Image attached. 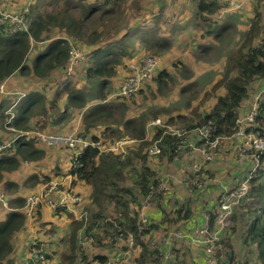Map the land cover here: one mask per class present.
<instances>
[{"label":"trees","instance_id":"1","mask_svg":"<svg viewBox=\"0 0 264 264\" xmlns=\"http://www.w3.org/2000/svg\"><path fill=\"white\" fill-rule=\"evenodd\" d=\"M34 2L24 12L26 31H12L9 20L0 23V85L13 75L29 76L48 88L50 96L46 97L38 89L28 90L16 100L10 112L8 108L12 102L0 100V182L3 181L6 192L18 189L20 183L4 179L3 173L18 170L24 162L37 164L47 154L57 151L51 147H60L62 150L57 152L71 162L68 174L72 176V183L84 182L90 188V195L83 208L78 207L80 201L74 203L70 200L67 204L50 207L42 197L26 212L21 210L25 209V193L9 198L11 210L4 209V216H0V264H105L110 251L124 248V242L121 245L120 241L115 243V236L126 239L129 234L133 237L134 246L139 248L131 264H161L162 254L157 247L152 251L148 244L153 233L161 229L164 234L169 228L183 226L193 229L204 222L205 215H208L211 228L215 204L220 197L192 195L185 202L176 199L170 208L159 202L161 192L155 193L160 179L158 173L174 156H180L185 138L207 123L213 126L209 141L232 135L238 126L242 103L257 92L258 87L262 89L258 113L253 124L246 126V131L264 138V0H254L253 15L247 28L240 33L236 43L225 47L224 67L215 81L210 85L200 81L199 86L184 94L182 106L153 105L133 116L128 113V101L140 94L146 85L127 99L112 96L106 88L116 79L121 78L120 83L130 74L131 68L121 77L119 75L125 64L123 56L128 54L127 47L132 39H137L139 44L145 42L147 48L158 42L160 38L152 21L160 17L163 5L157 2L158 11L132 22L130 18L136 17L140 2L134 3V10L127 7V0ZM230 2L240 4L233 0H196L194 16L198 24L205 26V31L202 30L204 35L216 39L227 27L229 32L234 29H230L234 27L235 18L231 17L233 12L230 10L234 8ZM43 4L46 7L43 12L35 10L36 6ZM223 9L227 15L225 21H220L217 17ZM53 28H58L61 34L54 37ZM71 42L83 45L85 57L80 70L68 74L66 66ZM164 46L159 45L158 48ZM32 49L35 53L30 57ZM81 72L84 82L92 87V95H86L80 88ZM169 77L166 69H160L152 80L161 84ZM189 85L181 91L186 92ZM63 95H66V103L61 105L58 98ZM201 96L203 99L199 101ZM69 107H76L79 111L83 109L81 131L76 135L84 132L81 136L89 144L70 149L67 145L43 146L44 142L35 135L37 132L31 130L61 134L55 127L66 120ZM155 118H161L162 123L148 127L150 131L147 133L148 122ZM172 126L176 130L172 131ZM95 129H100L101 135L110 138L107 142L123 136L131 139L128 153L127 150L100 148L99 145L106 140L100 139L94 133ZM177 130L182 132L179 136L174 133ZM85 135H90V139L83 137ZM154 143L160 147V152L150 155L148 149ZM259 160V167L249 178L247 194L252 195H245L238 204L245 211L242 214L234 211L232 224L227 226L225 235H220L215 241L219 264H238L227 240L232 235L235 239L241 238L244 244L254 245L256 262L264 264V153L259 154ZM55 167L60 171L59 162ZM248 169L249 166L243 174L240 173L241 177H234L233 187L244 178ZM189 177L193 178V175ZM54 180L57 176L53 169L50 176L37 169L25 175L21 183L33 191L38 185ZM149 195L161 215L158 219L149 218L142 223L137 208H140V201ZM70 207L79 209V217L66 209ZM47 209L51 211L52 220L46 218ZM63 212L69 214L66 220L69 219L70 227L59 235L56 227L60 228L62 224L56 221L62 219ZM31 217L33 221H30ZM49 221L56 223L49 225ZM31 223L36 231L29 229ZM80 233V243L85 236H90L84 247L78 243ZM177 246L172 245L171 250L176 258L179 256ZM97 248L106 249L109 253L95 252ZM186 248L190 246L186 245ZM189 250L191 255V248ZM40 253L43 259L36 257Z\"/></svg>","mask_w":264,"mask_h":264},{"label":"rangeland","instance_id":"2","mask_svg":"<svg viewBox=\"0 0 264 264\" xmlns=\"http://www.w3.org/2000/svg\"><path fill=\"white\" fill-rule=\"evenodd\" d=\"M35 0H0V9L5 13H12V14H23L29 9L30 4H34ZM49 1V0H48ZM127 7H130L134 10V3L140 2L141 8L139 9L136 17L130 18V21L135 22L137 18L143 19L145 15L151 16L152 13L158 11L160 9L157 6V2L161 6V12L159 13V18L153 20L154 28L156 29V33L160 38L157 43L151 44L150 48L145 46V42L143 44H139L137 39H132L133 41L127 47L128 54L123 56V62L125 64L121 68V73H119L120 77L130 68H133L136 65L142 63L146 58L151 56H160L161 61H159V69L155 72L154 76L157 75L160 69H166L170 74V77L161 84L154 82L152 79L147 81L142 87V92L140 94H136L132 97L130 102L128 101V113L130 115H136L138 113L144 112L149 106L153 105H162L166 107H170V105L179 104L182 106L184 102V94L189 93L194 88L199 86V82L203 81L206 85H210L213 81H215L221 74L223 67H224V54L225 47L228 44H234L237 42L240 33L243 32L248 25L249 19L253 14L252 8L254 5V0H248V4H233L232 7L234 9L230 10L233 12L231 17L234 18V27L230 28L233 29L229 32V28L227 27L223 32L220 38H213L211 35L206 36L203 34L205 31V26L203 24H198V19L194 17L195 10L193 8V4L195 5L196 0H127ZM34 2V3H33ZM231 3V2H230ZM45 5H40L39 7L36 6V11L43 12L45 9ZM222 13V12H221ZM220 13V14H221ZM227 13V12H226ZM172 14L173 16H169ZM186 17L187 19L179 20L178 17ZM225 15L223 14L222 17ZM26 21V18H24ZM221 20V19H218ZM10 24V23H9ZM11 27V24H10ZM203 30V32H202ZM53 36L56 37L61 34V31L58 28H53ZM47 41V40H46ZM46 41L41 43L43 45ZM148 45V44H147ZM159 45H165L164 47L158 48ZM78 49L84 54V47L78 46ZM161 49V50H159ZM30 57L35 53L34 49L31 50ZM174 65H177L175 67ZM81 67V62L74 64L72 67L71 73L73 71L78 72ZM153 76V77H154ZM16 82L9 87L5 86L4 84L0 85V100L1 101H9L12 104L8 108V112L12 111V107L15 105L16 100L18 99V95L22 97L24 93L28 90H35L38 89L45 94L46 97L50 96V92H48V88H45L43 84L34 81L29 76H22V75H13ZM81 79L79 80V85L82 91L86 95H92L93 90L89 84H86L82 78V72L80 73ZM120 79H116L108 88H106L111 95L116 92L117 86L119 84ZM151 81V82H150ZM150 82V83H149ZM190 84V85H189ZM79 85H76L78 88ZM151 85V86H150ZM189 85L186 88V92H182L181 90ZM203 99V96L200 97L199 101ZM59 103L63 105L66 103V95L60 96L58 98ZM258 100L256 105L258 104ZM78 107V106H76ZM76 107H69L68 115L65 118V121L58 123L55 129L58 132L63 133H78L81 131V123H80V116L83 112V109L80 111ZM249 110L247 107L246 110H243L240 116L244 115V112ZM176 130L175 127L172 126V131ZM34 132H42L38 130H31ZM124 133V128H123ZM178 131V130H177ZM25 132V131H24ZM180 132V131H179ZM32 133V132H30ZM84 133V132H83ZM81 133L80 136L83 134ZM94 133L99 135L100 139L106 140V142L101 143L99 146L102 149H108L112 145H114L117 141L121 139H115L112 142H107L110 140L109 137H105L104 135L100 134V129H95ZM176 133V131L174 132ZM182 133V132H180ZM55 134V133H53ZM191 134V133H190ZM36 135V134H35ZM56 136V134H55ZM151 135H148L150 137ZM82 137V136H81ZM83 137H87L90 139V135H85ZM230 139H233L230 137ZM264 139V138H263ZM188 137L184 140V146L182 147L180 156H174L171 161L168 162L167 167L161 168V178L166 181L165 189L161 192L160 201H163V204L166 208H170L174 203L175 200L179 199H186L187 196L184 193L187 191L191 195H201L202 197H210V195H234L231 191L234 189V181L237 175L239 176L240 173L247 170L248 166L251 165L253 162V151H246L241 157V149L238 150L235 141L229 139H219L215 146L212 147L210 151V155H213V158L210 162H207L204 166L198 169L201 166V161L203 160L202 154L197 151L195 148H190L185 146ZM127 142L126 144H122L123 151L128 153L130 147ZM43 145V144H41ZM45 146V145H43ZM48 146V145H47ZM53 146V145H52ZM211 146V145H210ZM55 148L57 151H61L62 148L60 147H51ZM264 152L260 153L263 154ZM63 159H67L64 154L62 155ZM261 161L259 160V165ZM264 163V162H263ZM204 164V163H203ZM258 165V167H259ZM198 167L196 169H194ZM252 166V165H251ZM190 169L194 170V173ZM211 176H208V174ZM189 175H193V178H190ZM7 176L8 178L15 179L16 177L20 176L19 173L14 170L11 171ZM241 177V175L239 176ZM57 179H62L61 176H58ZM129 183V180H127ZM243 181L240 180L238 182V187L240 183ZM19 183V182H18ZM54 189L49 193L54 199H57L56 195L63 194V195H73L70 193H66L67 191L62 188V181L54 180ZM250 188L249 181L245 183V188L243 189V193H238L239 195L236 198L235 207H232L231 213L228 217L227 224L216 234L218 238L223 237L226 233V228L228 225L232 224L231 218L234 211L242 214L245 209H241L238 204L239 201L242 200V197L245 195H252L247 194ZM27 190L22 184L18 186L17 192L14 195L24 194ZM227 191V192H226ZM45 194V192H44ZM256 199V196L253 197V200ZM0 201L2 202L3 207L9 208L7 205V201L2 198V194H0ZM5 201V202H4ZM257 203H255L256 205ZM109 205V204H107ZM240 205V204H239ZM154 206H152L153 208ZM24 208V207H23ZM21 210L28 211L29 209L25 208ZM111 208V207H110ZM2 210L0 208V213L2 214ZM29 215V214H28ZM31 215V212H30ZM161 215V214H160ZM208 218V215H205ZM204 217V218H205ZM66 220V217L64 218ZM30 221H33V217L30 218ZM49 225L55 224L53 221H49ZM70 222L66 224L65 229L69 228ZM32 230H35V226L33 223L30 224ZM186 227V226H184ZM174 228H169L166 233L163 234L161 229H158L153 233V235L148 239V244L151 250L153 248L158 249L161 245V238L166 235L168 240L174 241L172 245L176 244L178 249L179 256L176 258L174 257L171 250H169L168 257H163L161 255L160 261L161 264H196L192 261V257H200L203 256L205 261V252L204 246L202 244H195L190 243L182 237L174 236L173 233L170 234ZM217 226L214 225L210 229V233L213 235ZM64 229L59 231V235L62 234ZM90 237V236H88ZM115 236V243L120 241V245L124 242V248L126 242L124 241L125 238H119ZM229 243L232 245L231 251L234 252L235 257L237 258L238 264H258L256 262V251L254 245H247L244 244L241 238H236L232 235L227 238ZM132 246L134 241H132ZM179 243V244H178ZM186 245L190 246L191 252L193 255L190 257V248H186ZM216 249L218 245L216 244ZM60 247V245H58ZM122 248V249H124ZM184 248V249H182ZM121 249V248H120ZM64 250V249H59ZM95 252H101L108 254L106 249L100 250L96 249ZM160 252V249H158ZM183 252H182V251ZM139 248L133 246L131 249V253L128 257H124L119 261H114L110 258V264H131V259L137 254ZM217 253V252H216ZM113 255V252L109 255L110 257ZM155 255V254H154ZM218 255V254H217ZM216 255V257H218ZM59 261V260H58ZM216 264L218 263V259H216ZM200 264V263H198ZM204 264V263H203ZM205 264H207L205 262Z\"/></svg>","mask_w":264,"mask_h":264},{"label":"built area","instance_id":"3","mask_svg":"<svg viewBox=\"0 0 264 264\" xmlns=\"http://www.w3.org/2000/svg\"><path fill=\"white\" fill-rule=\"evenodd\" d=\"M233 5V3H230V6ZM226 9H223L221 12H225ZM220 15V14H219ZM25 15L23 14H12V13H5L1 11L0 9V23L3 21L9 20L11 24V30H27V24L25 21ZM85 55L81 53V51L78 49L76 45H74L72 42L70 43V56L68 59V63L66 66V72L68 74L71 73L72 67L76 63L82 62ZM159 57V56H158ZM157 56H151L146 58L141 64L134 66L131 68L130 74L125 77L117 86L116 92L112 94V96H117L120 98H130L132 97L144 84H146L147 81L151 80L155 74V72L158 70L159 66V58ZM21 95V94H19ZM18 95V98L20 96ZM258 105L254 103L249 110L244 112L243 116H239L237 120V129L232 135L229 137L224 136L220 137L221 139H227L232 137L237 141V148L238 150L241 149V157H243V153L246 151H253V162L251 165H249L248 172L245 174L244 178L242 179V183H240L239 187L238 185L234 187L232 194L234 195H220L218 198L216 204H215V210H214V225L217 226V229L215 230L214 234L212 235L210 233V225L208 223V218L206 217L204 222L201 225H197L191 230L183 231L180 228L173 229L171 233H173L174 236H179L184 238L190 243L195 244H202L204 246V252H205V262L207 264H216V243L215 241L218 239L216 238V234L219 233V231L227 224L228 217L231 213L232 207H234L236 198L239 195H236L238 193H243V189L245 188V183L249 181V178L252 176L253 172L256 170L259 164V154L264 152V139L257 134H255L252 131H246V126L249 124H253L254 119L258 113ZM162 123L161 118H155L154 120H151L148 122L147 127L156 126ZM213 130V126L211 123L204 124L193 131H191L190 137H188V140L185 143V146L190 148H195L197 151H199L203 156V160L201 161V166L205 165L207 162H210L213 158V155H210V151L213 146L216 145L218 140L220 138H215L214 140L209 141V138L211 137V133ZM24 134H27V132H23ZM176 135H180V132L176 131ZM38 139L41 142H44L48 145H67L68 148H73L74 146H87L89 143L84 140L81 136H77L76 134L70 133V134H53V133H45V132H37L36 133ZM203 142H200V141ZM131 139H122L117 141L114 145H112L109 149L112 151H123V148L121 147L122 144H126L127 142H130ZM211 145V146H210ZM183 147V146H182ZM79 150L77 149V154ZM124 152V151H123ZM160 152V147L154 143L149 149L148 153L150 155H156ZM123 156V155H122ZM121 156V157H122ZM204 163V164H203ZM200 166V167H201ZM200 167H196L194 169L198 170ZM198 168V169H197ZM162 175V174H161ZM161 175L159 176V184L157 186L156 192H162L165 189L166 181L161 178ZM54 185H50L45 192L44 195H28L26 197V203L25 208L29 209L30 211L38 202V200L42 197H44L50 207H58L64 204H67V200H70L71 202H78L79 197L76 196V194L69 195V196H62L58 199H54L49 193L53 191ZM227 192V191H226ZM150 196H147L146 198L142 199L140 201V208L138 211L142 210L143 208L150 206L152 201L150 200ZM141 222L145 223L147 221V218L145 216H140ZM89 238L85 236V240H81V245L83 246L84 243L87 241L89 242ZM86 241V242H85ZM126 243H128V246L124 248L121 253L123 255L122 258L128 257L131 253V245L133 241V237L131 234L127 236V238L124 240ZM163 242L166 245H170V240H168V237L165 236L163 238ZM169 250H166L164 252L163 257H168ZM37 259H43V254H37ZM114 258L116 260L118 259L117 255H114ZM110 264V259L105 263Z\"/></svg>","mask_w":264,"mask_h":264},{"label":"crops","instance_id":"4","mask_svg":"<svg viewBox=\"0 0 264 264\" xmlns=\"http://www.w3.org/2000/svg\"><path fill=\"white\" fill-rule=\"evenodd\" d=\"M233 1H239V3L240 4H248V0H233ZM220 13H221V11H220ZM248 13H249V15L250 14H252L253 12H251L250 13V11H248ZM225 15L224 17H222V15ZM171 15V14H170ZM226 11L225 12H223V13H221L220 15H218V19H221L220 21H225V17H226ZM194 16V15H193ZM178 17V16H177ZM195 17V16H194ZM178 19L179 20H182V19H187V16L186 17H182V18H180V17H178ZM195 22H197V21H195ZM158 57V56H157ZM160 60L159 61H161V58H160V56L158 57ZM160 66V65H159ZM159 66H158V69H159ZM16 80L17 79H15L14 77L13 78H10L8 81H6L5 83H4V85L5 86H7V87H9L10 85H12V84H14L15 82H16ZM119 85V84H118ZM263 86V85H262ZM261 93H262V89L261 88H257V92H255V93H253L252 95H250L248 98H246L245 100H244V102L242 103V108H240V112L241 111H243V110H246L247 109V107L248 108H250L254 103H256L257 102V100L260 102V95H261ZM259 102H258V104H259ZM149 131H150V129H148L147 128V133H149ZM76 134V133H75ZM227 139H229V140H233V141H235V144H237V141L235 140V139H230V138H227ZM45 146H47L48 144H46V143H43ZM51 146V145H50ZM50 148V147H49ZM59 162V165H60V171L59 170H57L56 169V167H55V164L56 163H58ZM70 161L69 160H67V159H63V156L60 154V153H58L57 151L55 152V153H52V154H47L42 160H40V162H38L37 164H32V163H29V162H24V163H22V165H21V167L18 169V170H16L18 173H19V175L20 176H18V177H16L15 179H11L12 181H16V182H19L20 184H22L21 182H22V180H23V178H24V176L25 175H29L30 173H32V172H36L37 171V169H39L41 172H44L45 174H48L49 176H50V170L51 169H53L54 171H55V173H56V176L58 177V176H61L62 177V179H57V180H61L62 181V183H65V187H62L63 189H65L67 192L66 193H70L71 191H72V193H70V194H76V196H78L79 197V200H78V202L80 201V205H78V207L79 208H83V206L88 202V199H89V195H90V188H89V186L88 185H86V184H84V182H75V183H72V176L70 175V174H68V171H69V168H70ZM56 169H54V168ZM191 171H192V173H194V170L193 169H190ZM11 172V171H10ZM10 172H4L3 173V177H4V179H8V177L9 176H7ZM158 175H161V173L159 172L158 173ZM3 181H1L0 182V194H2V198L4 199V200H6L7 201V205H8V207H9V198L11 199V198H13L14 196H10V195H14V193H16L17 192V189H15V190H13V191H11V192H6L5 190H4V187H3ZM50 185H55V183L54 182H51V183H49V184H44V185H38L37 186V188L35 189V190H27V192H25V195H26V197L28 196V195H40L42 192H46L47 191V189H48V187L50 186ZM184 195H190V196H192L191 195V193L189 194L187 191L184 193ZM17 196H23V193L22 194H20V195H15V197H17ZM57 196V199L60 197H64V196H69V195H63V194H59V195H56ZM190 196H187L186 197V200L188 199V197H190ZM178 199V198H177ZM180 201H184V199L182 200V199H179ZM185 200V201H186ZM184 201V202H185ZM2 202L3 201H0V208L1 209H3L2 210V214L0 213V216L2 215V216H4V209H10L11 210V208L9 207V208H4L3 207V205H2ZM5 202V201H4ZM159 202L161 203V205L163 204V201H160L159 200ZM152 206H154L153 208H152ZM72 207H74V206H72ZM72 207H70V208H66L67 210H71V211H73V213H74V215H76L77 217H79V209H76V207L75 208H72ZM139 208H137V210H138ZM48 213L47 214H45L46 215V218H50V219H47V220H52L51 219V211L49 210V209H47L46 210ZM139 212V214H140V216H145L146 218H147V220L149 219V218H155V219H158L159 218V216H160V212H158L157 210H156V206L154 205V202H152L151 203V205L150 206H147V207H145V208H143L142 210H140V211H138ZM67 215H69L68 213H65V212H63V217H62V219L64 218V217H66ZM206 218V217H205ZM205 218H204V220H205ZM58 220V221H56V222H58V224H62L61 226H60V228L59 227H56V229L58 230V232L61 230V229H64V230H66L65 228H63V227H65L66 226V224H68V220H66V222H65V220ZM55 222V223H56ZM69 227H70V225H69ZM68 229V228H67ZM180 229L181 230H183V231H186V230H191V228H189V229H187V227H180ZM173 230V229H172ZM54 235H56V233H54ZM81 233L79 234V241H78V243H79V245H81V243H80V238H81ZM166 235H164V237H165ZM163 237V238H164ZM163 238H161V245L158 247V249H160V253L162 254V255H164V252L166 251V250H168V249H170V250H172V243H173V241H171L170 242V245L168 246V245H166V244H164V242H163ZM86 243H84L83 244V247H84V245H85ZM128 246V243H126L125 244V248ZM133 246H134V244H133ZM132 245H131V249H132V247H133ZM123 249H120V248H118V249H115V250H113V251H110V254L113 252V255H111L110 257H107V259H106V262L110 259V258H112L114 261H118V260H116L115 258H114V255H117L118 256V259H121L122 257H123V255H122V253H121V251H122ZM193 255V252H192V254L190 255V257ZM57 255L56 254H54V257H56ZM57 261L59 260V259H56ZM192 261H194L196 264H198V263H200V264H205V261H204V258H203V256L202 257H200V255H197V257H192ZM105 262V263H106Z\"/></svg>","mask_w":264,"mask_h":264},{"label":"clouds","instance_id":"5","mask_svg":"<svg viewBox=\"0 0 264 264\" xmlns=\"http://www.w3.org/2000/svg\"><path fill=\"white\" fill-rule=\"evenodd\" d=\"M148 128V127H147Z\"/></svg>","mask_w":264,"mask_h":264}]
</instances>
